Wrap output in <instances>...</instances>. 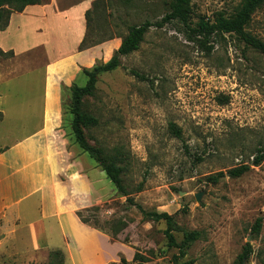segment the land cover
I'll list each match as a JSON object with an SVG mask.
<instances>
[{
  "label": "rangeland",
  "instance_id": "obj_1",
  "mask_svg": "<svg viewBox=\"0 0 264 264\" xmlns=\"http://www.w3.org/2000/svg\"><path fill=\"white\" fill-rule=\"evenodd\" d=\"M172 1L106 0L94 10L92 6L88 45L103 46L96 64L112 58L130 26L159 21ZM242 3L193 0V26L219 14L234 15ZM247 29L264 41V4ZM46 64L40 49L1 59L0 73L13 74L11 81L0 82L3 104H40ZM74 84L84 86L86 78L81 75ZM35 86L37 94L30 91ZM70 103L69 87L63 95L69 149L99 175L103 199L80 214L112 242H120L115 250L123 254L115 264H122L121 257L126 264H137L135 252L150 258L143 264H235L247 243L253 249L247 264H264V160L254 165L257 154L264 153L263 54L235 35L198 42L173 21L161 29L152 27L139 50L99 76L94 95L85 96L83 106L99 124L85 132L106 160H116L122 168L126 196L75 143ZM241 165L250 170L238 178L229 175ZM220 173L222 177L210 179ZM134 204L172 215V227L144 219ZM259 218L263 225L253 233ZM169 228L176 246L166 238ZM193 233L198 237L190 242Z\"/></svg>",
  "mask_w": 264,
  "mask_h": 264
},
{
  "label": "crops",
  "instance_id": "obj_2",
  "mask_svg": "<svg viewBox=\"0 0 264 264\" xmlns=\"http://www.w3.org/2000/svg\"><path fill=\"white\" fill-rule=\"evenodd\" d=\"M95 1L27 6L0 31L4 52L17 59L40 49L47 62L41 92L30 89L40 94V104H3L0 92V264H48L55 250L63 252L64 264H115L123 254L115 250L120 242L79 215L103 202L99 175L69 149L64 130L65 90L96 64L103 48L80 50ZM7 71L0 82L12 80Z\"/></svg>",
  "mask_w": 264,
  "mask_h": 264
},
{
  "label": "trees",
  "instance_id": "obj_3",
  "mask_svg": "<svg viewBox=\"0 0 264 264\" xmlns=\"http://www.w3.org/2000/svg\"><path fill=\"white\" fill-rule=\"evenodd\" d=\"M48 0H0V31L4 30L9 23V19L14 12H23L27 6L44 4ZM106 0H96L93 4L92 10H94L98 4L104 3ZM193 0H173L171 9L166 13L159 21L152 22L147 19L140 25H132L129 27L128 34L123 38L121 46L114 53L112 58L106 63H97L92 68H84L81 72L86 78V84L80 86L73 84L70 87L71 103L68 106L69 113L72 115L71 128L75 143L86 154H88L105 172L108 179L114 184L118 193L126 196V190L121 178L122 168L117 165L116 160H106L100 149L92 146L86 136L85 130L91 127H96L99 121L96 117L84 111V98L85 96L94 95L99 76L103 73L111 72L121 66V58L132 54L139 50L142 42L145 39V35L152 27L159 29L163 28L167 23L177 21L180 22L188 31L194 34V39L198 42H207L214 37L223 36L225 34L235 35L238 39L243 41L248 47L260 52L264 55V41L248 31L247 27L252 21V18L256 11L264 4V0H243L241 7L238 11L231 16H225L219 14L214 21L200 20L196 26H193L191 17L193 13ZM89 10L86 14L87 17V34L80 46V50L89 48L88 45V31L90 24ZM94 46V45H93ZM91 47V46H90ZM14 56L13 52H4L0 48V60ZM2 120V113H0V121ZM172 132L181 137V130L174 124H171ZM2 149H0V153ZM264 160V153H258L254 160V165H260ZM250 170L249 165H241L239 167L231 169L228 173L234 178H238L246 174ZM223 173L213 176L211 180H217L222 177ZM135 205V204H134ZM142 213L144 219L160 222L165 221L169 227H172L174 217L167 212L148 211L141 205H135ZM80 217L81 214L79 213ZM82 219V217H81ZM84 223L89 224L84 221ZM263 225V218L256 220L253 225V233H258ZM197 234L193 233L189 236V241L192 242L197 238ZM166 238L169 240L170 246H176V240L170 231V228L166 230ZM253 254V249L250 243H247L243 249V252L239 255L235 264H247ZM122 264H126L127 260L124 257L120 259ZM133 261L137 264H143L150 261V258L144 256L139 252H135ZM65 258L61 250H55L51 252L48 264H64ZM181 264V263H180ZM190 264V263H183Z\"/></svg>",
  "mask_w": 264,
  "mask_h": 264
},
{
  "label": "water",
  "instance_id": "obj_4",
  "mask_svg": "<svg viewBox=\"0 0 264 264\" xmlns=\"http://www.w3.org/2000/svg\"><path fill=\"white\" fill-rule=\"evenodd\" d=\"M197 200H198V201L201 200V195H200V194L197 195Z\"/></svg>",
  "mask_w": 264,
  "mask_h": 264
}]
</instances>
